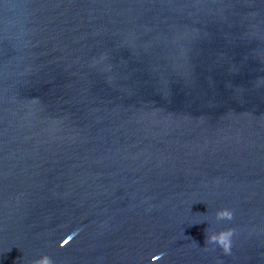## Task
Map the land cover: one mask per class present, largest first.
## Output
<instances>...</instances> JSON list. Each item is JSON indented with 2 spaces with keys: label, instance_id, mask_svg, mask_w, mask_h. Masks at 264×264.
Returning a JSON list of instances; mask_svg holds the SVG:
<instances>
[{
  "label": "water",
  "instance_id": "95a60500",
  "mask_svg": "<svg viewBox=\"0 0 264 264\" xmlns=\"http://www.w3.org/2000/svg\"><path fill=\"white\" fill-rule=\"evenodd\" d=\"M42 255L264 264V0H0V264Z\"/></svg>",
  "mask_w": 264,
  "mask_h": 264
},
{
  "label": "clouds",
  "instance_id": "9594fccd",
  "mask_svg": "<svg viewBox=\"0 0 264 264\" xmlns=\"http://www.w3.org/2000/svg\"><path fill=\"white\" fill-rule=\"evenodd\" d=\"M234 213L228 208H221L215 212V219L217 221H231ZM205 246L214 245L222 250L224 254H229L231 248V237L234 230L227 229L219 232H213L209 228L204 230ZM63 245H61L62 247ZM31 264H53L51 258L47 255H42L39 259L31 261Z\"/></svg>",
  "mask_w": 264,
  "mask_h": 264
},
{
  "label": "snow or ice",
  "instance_id": "6c2138e0",
  "mask_svg": "<svg viewBox=\"0 0 264 264\" xmlns=\"http://www.w3.org/2000/svg\"><path fill=\"white\" fill-rule=\"evenodd\" d=\"M67 243H68V240H65V241H64V244H67Z\"/></svg>",
  "mask_w": 264,
  "mask_h": 264
}]
</instances>
